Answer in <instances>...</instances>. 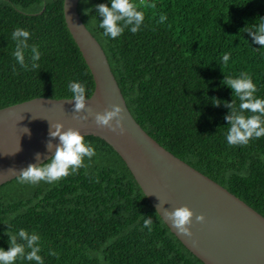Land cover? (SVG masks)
Returning a JSON list of instances; mask_svg holds the SVG:
<instances>
[{
	"label": "trees",
	"instance_id": "1",
	"mask_svg": "<svg viewBox=\"0 0 264 264\" xmlns=\"http://www.w3.org/2000/svg\"><path fill=\"white\" fill-rule=\"evenodd\" d=\"M132 2L145 15L140 31L112 39L95 7H110V0H82L83 23L131 116L163 148L264 216V137L227 143L230 109L223 102L234 99L238 108L239 100L222 84L246 72L264 99V46L246 33L264 18V0ZM161 14L167 19L158 23ZM16 28L39 47V69L15 60ZM25 55L30 68V50ZM73 81L90 95V71L65 25L62 0H0V108L36 96L72 97ZM84 163L57 182L25 183L0 195V248H9L8 224L12 232L40 235L44 264H197L119 161L95 155ZM148 216L151 231L143 227Z\"/></svg>",
	"mask_w": 264,
	"mask_h": 264
},
{
	"label": "water",
	"instance_id": "2",
	"mask_svg": "<svg viewBox=\"0 0 264 264\" xmlns=\"http://www.w3.org/2000/svg\"><path fill=\"white\" fill-rule=\"evenodd\" d=\"M62 15L90 71L92 91L87 107L92 113H103L119 104L124 109L126 133L97 127L93 115L76 119L72 97L36 96L1 107L0 195L25 184L9 175V169L18 172L30 163H46L54 154L46 149L48 132L51 123L60 122L65 130L79 129L96 156L119 161L156 212L162 205L161 216L157 214L197 264H264V216L163 148L139 126L125 105L102 48L83 23L82 0H62ZM37 153L42 154L41 161L35 160ZM184 205L206 218L198 223L193 217L191 238L177 233L163 217V208Z\"/></svg>",
	"mask_w": 264,
	"mask_h": 264
},
{
	"label": "clouds",
	"instance_id": "3",
	"mask_svg": "<svg viewBox=\"0 0 264 264\" xmlns=\"http://www.w3.org/2000/svg\"><path fill=\"white\" fill-rule=\"evenodd\" d=\"M111 6L101 3L96 5L97 14L103 19L99 23V27L103 29V35L115 39L121 36L125 29L132 34L140 31L145 20L143 11L138 10V6L132 0H110ZM167 19L166 15L161 14L158 23H163ZM246 28V27H245ZM246 33L252 38L255 44L264 46V18H260V22L248 28ZM31 34L23 28H16L12 33V40L15 42V51L13 56L17 63L28 70H37L40 65L38 61L42 53L37 45H29L28 41ZM26 50H30V56L26 63ZM230 59V54H224L223 63L226 65ZM223 85L232 89L233 97L239 100L238 108L233 99L231 103L224 101V107L230 109L224 119L228 122V131L226 135L227 143L230 146L247 145L250 140L264 137V99L257 98L255 93L257 87L253 83L248 73L243 72L238 77L233 78L225 76L222 81ZM69 89L72 93L71 100H74L75 118L78 120H87L89 115H93L95 123L99 128H107L113 133L124 135L126 128L124 126V109L119 104H113L110 108H106L103 113H92L87 107L88 97L86 95L85 85L80 82H70ZM221 101L215 99V106H220ZM81 113H87L81 115ZM246 113H248L246 115ZM30 134L29 129L25 128ZM48 141L46 149L48 152L54 153L47 159L46 163H30L26 168L17 172L16 169H9L8 174L15 176L20 183L38 184L43 181L46 183H54L70 174L77 173L79 169L85 167V157L91 160L96 155L95 148L90 142H85L84 134L77 128L69 127L65 130L64 124L60 122L51 123L48 132ZM58 138L59 143L54 144L53 141ZM20 150L18 148L17 152ZM35 160L41 161L42 154H35ZM158 205L157 213L161 216ZM198 223L205 222V216L195 215V213L187 206L176 207L172 210L163 208V217L171 222V226L180 235L191 238L193 233L191 225L193 217ZM152 217H145L143 227L151 231ZM5 235L8 236V250L0 248V264H14L19 258L35 264H44V260L40 255L41 237L35 231L29 232L26 229H19L12 232L10 225ZM49 255L56 256L57 253L49 251Z\"/></svg>",
	"mask_w": 264,
	"mask_h": 264
}]
</instances>
